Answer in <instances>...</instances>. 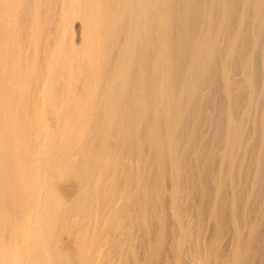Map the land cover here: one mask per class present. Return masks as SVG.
<instances>
[{
  "label": "bare ground",
  "instance_id": "bare-ground-1",
  "mask_svg": "<svg viewBox=\"0 0 264 264\" xmlns=\"http://www.w3.org/2000/svg\"><path fill=\"white\" fill-rule=\"evenodd\" d=\"M0 264H264V0H0Z\"/></svg>",
  "mask_w": 264,
  "mask_h": 264
}]
</instances>
